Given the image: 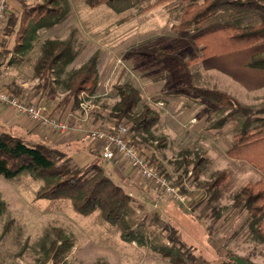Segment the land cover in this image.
Wrapping results in <instances>:
<instances>
[{
    "label": "rangeland",
    "instance_id": "obj_1",
    "mask_svg": "<svg viewBox=\"0 0 264 264\" xmlns=\"http://www.w3.org/2000/svg\"><path fill=\"white\" fill-rule=\"evenodd\" d=\"M155 1L113 0L91 6L88 0H56L62 8L60 19L50 26L29 22L31 30L20 42L15 39L17 26L12 33L3 34L2 25L0 50L8 52L0 56V90L26 103L51 104L56 113L49 110L58 116L60 109L55 105L68 92L69 77L95 56L96 90L90 95L81 92L79 104L73 107L72 102L63 111L69 109L72 116V122L66 118L67 131H51L25 115L39 131L36 134L16 128V134L28 141L50 143L48 138L40 139L41 132L59 133L55 139L61 142L56 146L65 153V159L70 164L86 165L92 157L90 150L100 146L94 142L87 149L88 142L84 141L89 139L88 130H111L114 107L119 101L115 86L132 84L140 91V104L150 105L159 114L150 134L137 138L136 147L169 176L185 195V201L177 202L157 192L125 159H104L107 172L132 198L131 226L142 230V245L122 240L119 229L104 221L99 210L82 214L68 198L38 197L43 181L30 172L23 171L13 179L0 176V264H53L45 252L55 228H61L74 243L58 264H174L159 252L169 247L164 224L176 230V238L183 244L177 249L183 264H213L226 258L235 264H264V242L251 231V216L233 204L242 186L264 181V175L251 164L226 155L243 121L264 116V87L248 91L231 76V65L238 69L240 57L256 48L207 60L211 64L208 72L200 62L187 70L178 66L200 54L196 35L227 24L253 25L260 16L222 11L195 26L181 28L177 23L185 3L167 0L147 8ZM43 2L9 0L5 13L19 15L24 7ZM46 40L68 41L69 50L66 59L51 67L45 82L38 74ZM162 50L172 53L154 56L153 51ZM194 86L225 89L232 97L236 93L244 100L242 103L237 99L240 105L251 114L233 105L197 100L191 90ZM50 91L54 99L48 98ZM5 129L0 122V131ZM222 170L228 173L226 180L212 186ZM153 247L160 248L159 253Z\"/></svg>",
    "mask_w": 264,
    "mask_h": 264
},
{
    "label": "trees",
    "instance_id": "obj_2",
    "mask_svg": "<svg viewBox=\"0 0 264 264\" xmlns=\"http://www.w3.org/2000/svg\"><path fill=\"white\" fill-rule=\"evenodd\" d=\"M111 1L113 0H88V3L91 6H97ZM165 1L167 0H156L147 8ZM181 1L185 3L177 23L181 28L195 26L222 11L248 12L260 16V21L253 25L227 24L196 35L194 41L200 46V54L181 61L178 64L181 70H187L201 59L221 56L264 41L263 0ZM61 12L62 8L56 0H45L43 3L24 7L19 15L15 12H6L3 34L12 33L17 26L15 39L20 42L26 37L27 31L31 30L29 22L36 26H50L55 19H60ZM42 50L38 75L42 76L45 81L51 67L66 59L69 42L46 40ZM7 52L8 50L1 49L0 56ZM171 53V50L153 51L154 56L157 57ZM246 66L264 68V54L252 56ZM96 87L97 68L96 58L93 56L81 64L69 77L68 92L56 103L55 108L60 109L59 114H61L72 102L73 107L77 106L80 102L79 94L81 92L87 95L93 94ZM115 88L119 101L114 107L115 121L109 131L124 122L127 124V135L131 143L137 145L139 144L137 138H140L143 133L150 134L151 129L159 120V114L150 105L140 104V91L132 84H117ZM191 90L194 96L200 99L233 105L238 110L251 114L249 109L242 107L235 98L224 91L198 86L192 87ZM48 98L54 99L51 91ZM138 104L140 107L135 110ZM253 122L254 124L251 125ZM233 140L234 144L226 150V155L251 164L264 175V116L254 117L251 121L244 120L242 128L233 134ZM90 155L92 157L86 165L70 164L65 159V153L55 145L44 141H28L16 134V128L13 126H7L4 131H0V176L13 179L23 171L30 172L43 181L37 193L38 197L68 198L73 208L82 214H90L99 210L104 221L119 229L122 240L145 244L142 230L131 226L129 215L131 196L107 172L104 164L105 158L101 153L90 150ZM159 171L169 178L161 169ZM227 176L226 170L220 171L213 179L212 186H220ZM233 204L247 210L251 216V231L264 242V181L246 183L235 196ZM1 206L0 202V209ZM163 227L166 229L165 238L169 247L164 250L153 247V250L157 252L160 250L161 256L170 259L174 264H183L177 250L178 245L183 246V244L176 238V230L165 224ZM73 245V239L70 236L65 234L61 228H55L54 238L51 239L45 253L53 264H58ZM216 264H235V262L231 258H226Z\"/></svg>",
    "mask_w": 264,
    "mask_h": 264
},
{
    "label": "built area",
    "instance_id": "obj_3",
    "mask_svg": "<svg viewBox=\"0 0 264 264\" xmlns=\"http://www.w3.org/2000/svg\"><path fill=\"white\" fill-rule=\"evenodd\" d=\"M8 2L9 0H0V31L4 23ZM0 104L27 115L51 131L65 132L69 129L68 120L53 114L48 106L26 103L5 90H0ZM87 137L100 143L98 150L103 158L110 159L118 156L125 159L129 166L136 169L157 192L177 202L183 203L185 201V195L180 192L172 180L161 173L140 149L131 143L124 124H118L112 131L88 130Z\"/></svg>",
    "mask_w": 264,
    "mask_h": 264
},
{
    "label": "crops",
    "instance_id": "obj_4",
    "mask_svg": "<svg viewBox=\"0 0 264 264\" xmlns=\"http://www.w3.org/2000/svg\"><path fill=\"white\" fill-rule=\"evenodd\" d=\"M0 48H1V43H0ZM250 48H256V49L254 51L252 50L249 53V55L240 57V60L238 62V64H239V68L238 69H236L235 65H231L232 66V69H231L232 70L231 71L232 75L231 76H232V78H233L235 83L241 84L243 89L248 90V91H258V90L262 89V87H264V81L262 82L260 80V77L264 76V68L249 67V66H246V63L250 59V56L252 55L253 52L258 53V55L260 53H264V42H259V43L255 44V45L251 46V47H248V48H245V49H241V50H237V51H234V52H230V53H227V54H224V55H221V56H225V55H229V54H233V53L234 54H238V52H242V51L248 50ZM197 51H198L197 52V54H198L200 52V47L199 46H197ZM254 55H256V54H254ZM254 55H252V56H254ZM221 56H214V57L201 59V60H199L197 62V64H199V62L202 63L203 66H204L203 69L206 70V72H208V70L211 69V64L207 63V60H210V59L215 58V57H221ZM151 62L153 63L155 61H151ZM231 62L233 63L234 61H231ZM143 74H144L143 75L144 77H148V74L145 73L144 71H143ZM222 79H223L222 77L219 78V80H222ZM218 87H219V85H218ZM216 89H218V88H216ZM223 91H225L228 94L230 93V92H228V90H225V89H223ZM233 97L236 100L238 99L242 103L244 102V100L240 99V97L236 93L233 95ZM197 100H200V99L197 98ZM47 106L51 110L53 109V105L50 104V106L49 105H47ZM52 111H54L56 113L55 109L52 110ZM58 115H61L60 117L68 118L70 121L72 119V116H70V110L69 109H67L65 112H63L61 114L58 113ZM0 122H2V124L5 125V127L13 126L14 128L23 129L26 132L31 131V132H35L37 134V131H39V130H37V128H33L35 125L31 123L30 119L27 116L14 111L10 107L3 106L1 104H0ZM29 129H32V130H29ZM45 131H47V130H45ZM57 134H53V133H51V131H47L46 133L41 132V134L39 136H40L41 140L44 139V138H48L47 140L50 141V144L52 143V144H55V146H56V145H58L61 142L59 140L56 141L55 138L56 137L59 138L58 137L59 133H57ZM62 136H65L64 133H63ZM72 140H73L72 138H65V141L72 142ZM86 140L84 142H85V144H87V142H88L87 149H90L94 145L95 141H93V140L89 141V139H86ZM34 142H37V141H34ZM97 149H95V150L98 151ZM127 165L125 164V166H127ZM144 182L147 183V181H145V180H144ZM212 263L216 264L217 261H213Z\"/></svg>",
    "mask_w": 264,
    "mask_h": 264
}]
</instances>
